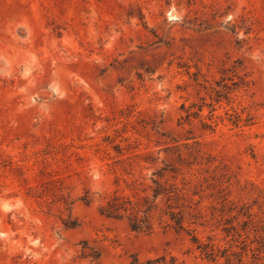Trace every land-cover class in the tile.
I'll return each instance as SVG.
<instances>
[{"label": "rangeland", "instance_id": "374dc122", "mask_svg": "<svg viewBox=\"0 0 264 264\" xmlns=\"http://www.w3.org/2000/svg\"><path fill=\"white\" fill-rule=\"evenodd\" d=\"M163 256L264 264V0H0V264Z\"/></svg>", "mask_w": 264, "mask_h": 264}, {"label": "trees", "instance_id": "16d2710c", "mask_svg": "<svg viewBox=\"0 0 264 264\" xmlns=\"http://www.w3.org/2000/svg\"><path fill=\"white\" fill-rule=\"evenodd\" d=\"M162 192L154 189L153 197L156 199ZM167 200H170L171 195L166 192ZM171 209V207H170ZM148 210H142L137 201L130 197L121 195L111 196L105 204L102 205V213L108 217L118 218L120 216H127L129 226L132 230L138 232H151L153 230V223L148 215ZM169 216L171 222L180 229L186 231L190 235L191 241L196 244V247L202 251L208 258L216 259L215 248L212 244L204 243L197 236L195 229L185 226V216L181 212H175L169 210L166 213ZM129 264H169L166 258L158 257L154 259H148L146 261H140L139 258L133 257Z\"/></svg>", "mask_w": 264, "mask_h": 264}]
</instances>
